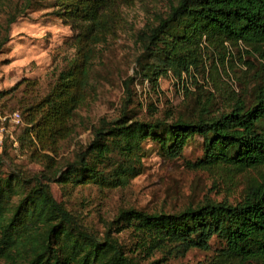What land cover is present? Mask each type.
<instances>
[{
	"label": "trees",
	"instance_id": "trees-1",
	"mask_svg": "<svg viewBox=\"0 0 264 264\" xmlns=\"http://www.w3.org/2000/svg\"><path fill=\"white\" fill-rule=\"evenodd\" d=\"M43 1L52 7L51 14L71 26L76 50L48 92L27 108L19 139L54 151L71 134V119L86 99L96 44L115 32L120 7L132 0ZM13 20L11 16L9 23ZM203 38L241 43L264 57V0H171L168 11L157 14L156 23L137 36L156 57L148 78L156 82L168 69L188 72L198 62ZM196 136L202 138L203 151L188 162L191 168L240 173L264 167V90L251 102L239 99L228 111L194 119L143 121L126 112L113 121L101 117L86 148L64 170H57L54 179L125 186L141 172L145 140L175 158ZM23 183L30 187L25 185L22 197L9 204L12 188L17 194ZM123 229L134 236L130 253L113 235ZM213 236L222 247L207 264H264V176L249 180L235 203L204 197L177 212L121 209L101 237L79 224L37 176L0 179V257L11 264H138L155 249L180 255L191 248L207 250Z\"/></svg>",
	"mask_w": 264,
	"mask_h": 264
},
{
	"label": "rangeland",
	"instance_id": "rangeland-1",
	"mask_svg": "<svg viewBox=\"0 0 264 264\" xmlns=\"http://www.w3.org/2000/svg\"><path fill=\"white\" fill-rule=\"evenodd\" d=\"M27 1L0 0V43L4 41L0 44V112H18L21 117L20 124L8 127L0 144L1 180L10 175L28 180L37 176L79 224L101 237L121 209L177 212L204 197L235 203L243 197L249 180L264 176V167L240 173L189 167L188 162L202 156V138L196 136L175 158H169L153 140H145L141 172L125 186L58 182L54 173L76 160L101 117L113 121L126 112L133 119L170 122L177 116L194 119L228 111L237 100L251 102L264 90V57L241 43L203 38L198 62L188 72L168 69L156 82L150 80L148 67L157 65L156 57L137 36L156 23L157 14L168 11L171 0H132L120 7L115 32L94 48L86 99L71 119V134L54 151L42 150L19 139L26 126V110L48 92L76 49L71 26L51 14L49 3L30 0L27 5ZM11 16L14 20L9 23ZM27 184L17 194L12 188L9 204L22 197ZM113 235L130 253L132 232L123 229ZM209 243L207 250L191 248L184 255L155 249L142 255L138 264H207L222 247L215 236ZM0 264L11 261L0 257Z\"/></svg>",
	"mask_w": 264,
	"mask_h": 264
},
{
	"label": "built area",
	"instance_id": "built-area-1",
	"mask_svg": "<svg viewBox=\"0 0 264 264\" xmlns=\"http://www.w3.org/2000/svg\"><path fill=\"white\" fill-rule=\"evenodd\" d=\"M21 123V117L18 112L5 115L0 112V144L2 143L4 134L7 132L9 126Z\"/></svg>",
	"mask_w": 264,
	"mask_h": 264
}]
</instances>
